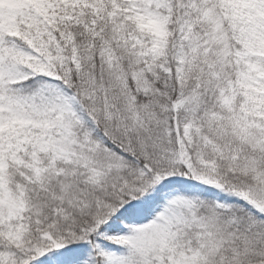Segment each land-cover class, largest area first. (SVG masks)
<instances>
[{"label":"snow or ice","instance_id":"obj_1","mask_svg":"<svg viewBox=\"0 0 264 264\" xmlns=\"http://www.w3.org/2000/svg\"><path fill=\"white\" fill-rule=\"evenodd\" d=\"M0 264H264V0H0Z\"/></svg>","mask_w":264,"mask_h":264}]
</instances>
